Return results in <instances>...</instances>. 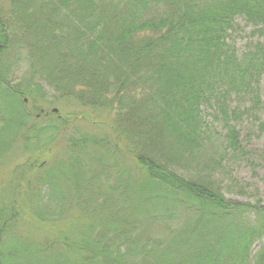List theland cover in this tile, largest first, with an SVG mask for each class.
<instances>
[{"label": "trees", "instance_id": "1", "mask_svg": "<svg viewBox=\"0 0 264 264\" xmlns=\"http://www.w3.org/2000/svg\"><path fill=\"white\" fill-rule=\"evenodd\" d=\"M237 19L264 36V0H0V161L28 156L0 171V264H264V207L186 176L222 168L207 110L240 149L231 104L264 59L230 44Z\"/></svg>", "mask_w": 264, "mask_h": 264}, {"label": "rangeland", "instance_id": "2", "mask_svg": "<svg viewBox=\"0 0 264 264\" xmlns=\"http://www.w3.org/2000/svg\"><path fill=\"white\" fill-rule=\"evenodd\" d=\"M254 32L255 29L248 25L244 19H237L235 28L231 32L230 44L236 48L239 56L252 52L264 59V36L254 35ZM20 78L21 75H18L15 77L14 81L18 82ZM43 87L51 93V96H55V93L47 84L44 83ZM254 93L260 97L261 102L259 104H255L253 98ZM252 95L247 94L243 97H234L231 104V109L235 110L237 113L236 116H232L231 124L236 127L240 141V149L235 152L227 148L226 144L222 141L225 132L222 129L223 127L220 120L217 118L218 115L216 110L209 109L206 111L205 118L207 122L212 125L211 134L213 136L212 142L208 146L207 154L217 160L220 159L222 161V168L211 179L208 175L198 172L196 168L191 165L187 167L188 173L186 176L189 178L201 177L204 180L215 181L221 186L223 194L228 201H232L233 203H247L253 207L261 208L264 207V130L262 129V125L264 124V72L258 88L252 92ZM47 100L52 99L48 98ZM25 102H27V99H25ZM72 105L74 104H71L70 107L57 105L51 110H57L56 114L61 110L64 113L70 112L74 110ZM83 130L85 132H83ZM69 131L90 135L95 134L97 136L98 133L101 134V131L96 130L95 127L84 122L73 124ZM67 134L69 135L70 133ZM0 140L4 141L2 137H0ZM62 143L64 144H56V146L53 147L51 155L53 159L57 158L62 161L68 159L66 157L68 156L67 152L69 148L64 141ZM18 146L19 145L12 148L11 151L8 152V155L0 161L1 172L8 167L10 168L11 164L25 162L28 159V156L25 155L23 150L18 148ZM1 152L2 150H0V153ZM46 158L50 157L46 154ZM81 158L85 157L81 156ZM111 159L115 158L111 157ZM86 160L87 159H83V161ZM104 162H106V160H104ZM103 186L105 187L106 184ZM96 196L98 197L97 201L99 200V202L102 203L105 198L110 199L108 197H112V194L103 192ZM80 197L81 198H79V196H73L71 198L74 202L83 201L82 207H84L85 203L91 202L90 199L95 196H92L91 192H88ZM94 204L92 203V205ZM84 211H87V209H84ZM254 211L257 214L258 209ZM261 222H264V218H260L258 215L248 216L249 226H256ZM30 238L39 241L41 237L32 235ZM262 250H264V239L253 245L251 250L252 258H255Z\"/></svg>", "mask_w": 264, "mask_h": 264}, {"label": "water", "instance_id": "3", "mask_svg": "<svg viewBox=\"0 0 264 264\" xmlns=\"http://www.w3.org/2000/svg\"><path fill=\"white\" fill-rule=\"evenodd\" d=\"M54 113H57V110H53Z\"/></svg>", "mask_w": 264, "mask_h": 264}]
</instances>
